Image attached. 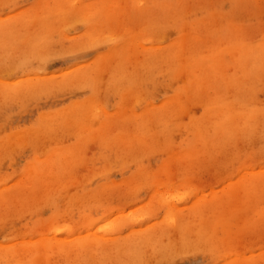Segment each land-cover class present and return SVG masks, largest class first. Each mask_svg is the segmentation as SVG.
<instances>
[{"label":"rangeland","instance_id":"1","mask_svg":"<svg viewBox=\"0 0 264 264\" xmlns=\"http://www.w3.org/2000/svg\"><path fill=\"white\" fill-rule=\"evenodd\" d=\"M0 264H264V0H0Z\"/></svg>","mask_w":264,"mask_h":264},{"label":"bare ground","instance_id":"2","mask_svg":"<svg viewBox=\"0 0 264 264\" xmlns=\"http://www.w3.org/2000/svg\"><path fill=\"white\" fill-rule=\"evenodd\" d=\"M86 250V249H85Z\"/></svg>","mask_w":264,"mask_h":264}]
</instances>
